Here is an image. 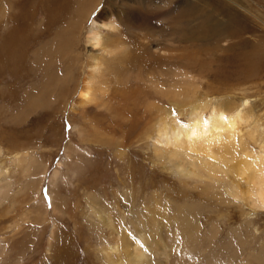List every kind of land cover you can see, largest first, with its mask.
<instances>
[{
    "label": "rangeland",
    "instance_id": "374dc122",
    "mask_svg": "<svg viewBox=\"0 0 264 264\" xmlns=\"http://www.w3.org/2000/svg\"><path fill=\"white\" fill-rule=\"evenodd\" d=\"M92 1L0 0V33L21 18L33 17L34 37L48 24L42 42L26 43L24 68L0 75V264H107L101 250L110 229L100 221L107 215L126 242L137 241L139 231L150 241L155 224L164 254L148 253V264H264V210H252L223 183L179 174L154 153L161 118L183 123L202 103L246 102L239 107L248 115L240 125L243 142L255 150L264 142V0H98L81 36L106 7L102 20L113 17L124 32L110 37L102 30V47L114 53L85 48L81 39L70 48L76 53L66 48L45 62L74 13ZM135 35L152 54L146 69L112 48L114 39L124 41L130 55L141 45ZM89 55L101 65L94 85L100 92L78 107ZM172 88L183 103L166 97ZM40 99L45 103L33 106ZM66 146L71 157L55 192L62 213L54 214L50 178ZM53 222L55 243L47 252Z\"/></svg>",
    "mask_w": 264,
    "mask_h": 264
},
{
    "label": "bare ground",
    "instance_id": "6f19581e",
    "mask_svg": "<svg viewBox=\"0 0 264 264\" xmlns=\"http://www.w3.org/2000/svg\"><path fill=\"white\" fill-rule=\"evenodd\" d=\"M96 2H98V0H93L92 3L95 4L83 13H81L80 11H76L74 13L72 20L67 24L66 29L63 30L61 43L57 46L53 45L51 47V51L43 54V59L45 62H48L49 58L53 55H63L64 53H66V48L70 50L72 45L75 46L74 43L76 41H81L82 29L85 27V22L89 14L93 12L92 10L96 6ZM107 2L108 1L106 0L105 5ZM104 10H106V7H103L99 15H94V21L92 20L89 27L86 28L84 37L81 41L84 44L85 48H95L99 46L102 47V30H107L113 33H108V36L111 35L110 37H113V35L115 37L124 36V32L122 33L120 24L116 19L114 20L113 17H110L108 21L102 20L104 18ZM109 13H115L116 15L117 11H110ZM33 25V17H30V19L21 18L20 23L14 22V25H10V27H8L3 33H0V75L2 74V76L5 77L7 73L12 76L15 75V73L18 71V68H24V62L27 60L26 55L28 51V45H26V43H29V45L34 44V42L39 43L43 39L45 33L43 32V28H46V26H48V24L44 22V27L41 26L42 30L39 31V34H35L37 36L34 37L30 34ZM135 38L137 40L138 35H135ZM138 42L141 45L134 47V50L132 47L130 49V55L127 51V45L124 41L117 42L114 39V41H112V48H114V51L121 50L125 54V56L128 57V63L132 62L135 65L133 67L142 66L144 69H146V66L150 64L152 54H150L147 50L148 46L145 47L144 43L142 44L139 39ZM145 44H147V41ZM104 49L105 46H103L101 50L102 52H106V54H108L109 52L110 54L114 53L113 51L111 52ZM71 51L76 53L75 48L73 50H70V54L72 53ZM39 52L40 49L36 51V54H34V57L36 56L35 58H37V54H39ZM75 53H73V55ZM78 55L79 54L77 53V56ZM53 58L51 60V63L53 61ZM52 65H54V63H52ZM85 66L86 70L81 73L82 79L78 88L77 102H73V105H76L78 107H84L85 105L94 103L96 100V94H99L100 92L99 90V92L95 94L94 85L96 73H100L101 65H99L97 59L92 56L90 57L89 55L86 59ZM44 67L46 68L47 66ZM68 75L69 73L65 76L67 77ZM22 80H25V76L22 77ZM48 81L50 82V80ZM98 88L100 89V87ZM130 88H132V85L131 87H129V89ZM129 93L130 96L133 97V91ZM31 94L33 96L31 95L30 97H34V93L32 92ZM124 94L128 96L127 92H124ZM181 94V91L172 88L167 92L166 97H168V99L173 98L170 99V101H172L174 104H180L184 102V98L181 97ZM7 96L10 101L11 96L13 97V91L9 90ZM145 96V98H148L150 96L152 97V93ZM40 100L41 101L34 100L33 106H35L36 104L43 105L45 103L44 100ZM68 100H66L65 105ZM137 103L140 105L141 99H138V101H136V104ZM245 105L246 102H242L236 106H229L225 103H219L214 107H209L207 103L196 104L190 108V112L188 113L189 116L185 120V122H180L179 124H174L173 121H167V117L164 116L163 118H161L157 133L155 134L154 153L157 156L165 157L168 159V161H171L176 169H178L179 174L181 173L188 178L206 180L210 183H223L224 185L228 186V192L231 190V195L244 201L245 204L248 205L252 210H264V142L259 144L256 150L250 148L243 142V135H241L240 125L244 120L248 119V115L246 114L247 112L239 109V107H244ZM154 107L155 106L153 104L150 105V108ZM181 109L182 107L180 108V110ZM206 109L208 110L206 115H204ZM162 114L164 115L166 113L163 111ZM254 128L257 129V127ZM254 133V131L247 132L246 135L250 140H253ZM69 148L70 147L66 146L64 150V160L58 163L57 168L54 170L50 178V192L52 194L51 210L54 214L61 212L57 208L58 195L55 192H57V189L60 190L57 184L60 168L62 166H66L68 162L67 160H69L71 157V148ZM41 176L43 178L44 175L42 174ZM41 176L39 178H41ZM42 178L40 179V181L42 180ZM36 192L38 193V189ZM39 201L44 207V204L40 198ZM95 211L96 209H91L90 213L95 215L96 217L103 214V212H101V214L99 215L98 212ZM149 213L155 214V210L151 208L149 209ZM100 221L105 227L110 229V236L107 237L104 241L101 250L103 254L102 257L105 263L148 264L150 252L152 255L159 254L160 256L164 254V246L161 244L160 239H158V235L155 236L154 234L157 231V227H155V224H153L152 220H150L149 223L151 224V226L153 224L152 233H154L151 234L150 241H148L146 237L142 235L141 231H139L137 233L138 240L132 242H126L120 239L118 228L116 227V224L114 223L110 215H107L105 219L102 218ZM51 228L48 237V244L46 249L47 252H49L50 249H53L54 247V239L56 237L57 229L55 222H53ZM141 244H143L142 247ZM2 246L5 249V246L3 244ZM158 248L162 249L163 252L158 253Z\"/></svg>",
    "mask_w": 264,
    "mask_h": 264
},
{
    "label": "snow or ice",
    "instance_id": "6c2138e0",
    "mask_svg": "<svg viewBox=\"0 0 264 264\" xmlns=\"http://www.w3.org/2000/svg\"><path fill=\"white\" fill-rule=\"evenodd\" d=\"M173 114L175 115V112H173ZM226 119V118H225ZM186 126V125H185Z\"/></svg>",
    "mask_w": 264,
    "mask_h": 264
}]
</instances>
